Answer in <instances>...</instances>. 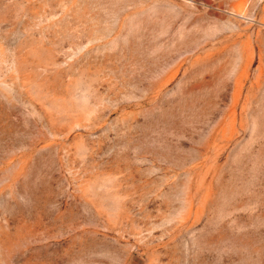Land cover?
Segmentation results:
<instances>
[{
  "label": "rangeland",
  "instance_id": "rangeland-1",
  "mask_svg": "<svg viewBox=\"0 0 264 264\" xmlns=\"http://www.w3.org/2000/svg\"><path fill=\"white\" fill-rule=\"evenodd\" d=\"M0 264H264V0H0Z\"/></svg>",
  "mask_w": 264,
  "mask_h": 264
}]
</instances>
